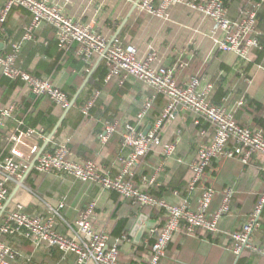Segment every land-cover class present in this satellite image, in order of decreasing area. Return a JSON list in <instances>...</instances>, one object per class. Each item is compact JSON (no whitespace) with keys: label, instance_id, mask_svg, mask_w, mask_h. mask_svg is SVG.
<instances>
[{"label":"crops","instance_id":"crops-1","mask_svg":"<svg viewBox=\"0 0 264 264\" xmlns=\"http://www.w3.org/2000/svg\"><path fill=\"white\" fill-rule=\"evenodd\" d=\"M204 1L207 0L174 2L169 5L165 15L158 16L141 11L135 6L137 0L135 3L126 0H54L64 13L73 19L91 24L109 43L115 39L126 45H134L140 59L154 54L153 66L156 68L176 67V81L180 85H184L194 76L209 82L219 75L226 76L227 88L232 86L231 81L229 82L232 76L240 81L238 84L241 86L245 79L247 87L237 106L230 103L226 107L239 123L252 127L255 125L253 120L256 114L243 110L245 104L240 106V103L248 96L264 104V82L260 80L259 74L256 75L259 66L264 65V62L256 64L244 79L239 76L241 68L248 62H254L256 55L249 61H242L233 53L219 51L218 44L224 33L217 28L214 20L190 5ZM222 1L231 19H238L240 11L251 8L252 2L261 3L258 13L264 8V0H231L227 5ZM153 2L159 7L163 0ZM3 5L4 0H0V11ZM30 23L31 14L27 10L14 8L5 24H0V41L4 44V49L0 51L8 52L10 44L22 43L18 66L35 77L50 80L69 98L70 94H75L82 86L100 56L94 57L92 65H89L78 57L77 45L60 48L54 29L47 24L37 31L33 40L23 42V36ZM256 32L259 39L264 41V29L258 24ZM102 63L104 64V60L100 65ZM224 69L231 71L227 74ZM87 87L84 91H87ZM90 92L85 96L82 107H74L69 111L63 127L61 126V134L50 142L49 149L47 147L45 152L51 150L54 142L61 141L68 147L70 160L81 163L93 161L102 171L116 177L123 166V159L128 155V150L122 145L124 127L129 123L136 124L144 102L153 96V91L132 77L121 86L104 81L100 90ZM96 93L99 95L93 108L88 115L83 114L81 109ZM166 102L161 95L154 99L152 108L143 122L144 131L150 129L165 108ZM12 104L17 105L18 110L1 129L0 164L10 155V136L20 129L23 118L34 117L38 112H51L58 122L65 111L49 98L33 95L23 82L11 81L0 74V107ZM196 120L198 117L193 113L179 110L175 118L165 124L160 136L163 144L176 143L174 155L165 158L162 146L153 147L137 165L133 183L156 197L175 205L187 204L192 209L197 208L203 190L212 188L216 196L211 211L220 206L226 189L232 188L234 196L236 194L235 200L233 197V206L236 205L240 210L246 205L249 208L245 214L237 216L234 220L219 223L221 226L217 234L197 231L194 235L185 236L179 233L168 247L161 264H239L240 261L241 264H264V210L260 226L252 236L255 250H245L240 255H235L231 239L232 233L241 230L249 221L260 196L264 193V156L255 155L247 167L237 159L213 162L198 186L193 191L190 190V166L196 159L201 131H206L209 139L213 136L210 127L198 129ZM107 122L118 123V128L111 140L103 145L100 137ZM48 135L40 140L41 146ZM28 179L31 186L25 183ZM25 182L19 189L17 183L8 184L9 197L16 191L10 202L14 205L11 210L16 204H21L30 215L46 216L51 209L57 210L63 205L60 209L61 217L56 219V229L60 233L70 235V228L78 216L88 205L94 203L96 209L92 219L93 227L99 233L121 240L120 264H147L154 239L150 229H161L165 225L166 217L163 211L139 207L123 200L117 193L103 189L97 183L81 182L58 173L46 174L35 170L27 176ZM231 183L235 185L232 186ZM9 205L4 207L2 214L9 211ZM3 215L0 216V223ZM140 217L146 219L143 223L145 231L137 244L131 237V232ZM124 219L129 220L126 228L128 234H118L117 224ZM0 239L16 252L13 264L76 262V256L72 254L65 255L57 248L38 247L32 241L21 237L3 236ZM87 264L94 263L89 261Z\"/></svg>","mask_w":264,"mask_h":264},{"label":"built area","instance_id":"built-area-1","mask_svg":"<svg viewBox=\"0 0 264 264\" xmlns=\"http://www.w3.org/2000/svg\"><path fill=\"white\" fill-rule=\"evenodd\" d=\"M135 3L136 0H126ZM182 0H163L159 7L153 0H142L138 5L141 11L162 16L170 4ZM253 1V0H248ZM207 17L214 20L219 30L224 33L218 44L219 51L233 53L242 61H249L255 49H263L256 32L258 10L261 3L252 2L251 8L240 11L238 19L228 16V9L222 0H207L200 4H190ZM20 7L31 14V23L26 28L23 42L34 39L35 34L43 25L51 26L55 31L60 48L77 45V55L84 62L92 65L94 57L104 56L106 69L105 83L123 85L130 78H137L153 90V96L147 99L138 116L136 124H126L122 133V145L128 150L123 159V166L116 177L102 171L93 161L84 163L69 159L68 147L61 141L54 142L51 150L44 152L35 164L34 169L40 173H58L72 177L81 182L99 184L103 189L117 193L123 200L130 201L139 207L155 208L165 213L166 222L161 229H150L154 243L147 264H161L168 247L179 233L185 236L194 235L197 231L208 234L219 232V223L231 211L234 191L227 188L220 206L211 211L216 192L212 188L203 190L196 209L187 204L175 205L168 200L156 197L133 183L135 169L141 159L156 146L163 147L165 158L172 157L176 143L163 144L161 132L170 120L174 119L179 110L193 113L210 124L212 138L206 131H201L195 161L190 170L192 179L189 189L194 190L202 181L206 170L213 162L237 159L243 165L250 163L255 155L264 156V130L253 129L240 125L234 114L226 106H214L208 98L213 84L201 77H191L184 85L176 81V67H154V54L146 59L138 58V50L134 45H126L115 41L110 48L108 40L97 32L91 24L73 19L55 4L54 0H4L0 11V24H5L10 12ZM5 34V33H4ZM22 43L9 45L8 52L0 51V73L11 81L25 83L31 92L39 97H47L64 110L69 106L68 96L57 88L50 80L38 78L18 66ZM259 69L264 71V65ZM96 93L81 109L88 115L93 108ZM163 96L167 102L161 114L149 130L144 131L143 122L147 118L154 99ZM245 101H241L243 106ZM18 106L12 104L0 107V130L5 123L14 117ZM118 123L107 122L100 137L103 145L107 144L116 133ZM36 130L18 129L10 136V155L0 164V238L3 236L21 237L32 241L36 246L57 248L65 255L76 256L74 264H120V239H112L109 235L97 232L92 224L95 204L92 203L78 216L70 228L71 234L60 233L56 229V219L61 217L60 209H51L49 215L35 216L25 211L21 204L2 214L9 197V183L19 184L24 166H29L40 150V136ZM264 210V193L253 210L251 217L242 229L232 233L233 251L240 255L245 250H255L252 236L260 226V218ZM264 252V251H263ZM16 252L0 239V264H13Z\"/></svg>","mask_w":264,"mask_h":264},{"label":"trees","instance_id":"trees-1","mask_svg":"<svg viewBox=\"0 0 264 264\" xmlns=\"http://www.w3.org/2000/svg\"><path fill=\"white\" fill-rule=\"evenodd\" d=\"M229 1H231V0H224L226 5L229 4ZM257 24L260 26L261 29H264V8H262L258 13ZM260 41H261L262 45L264 46V41H262V40H260ZM5 52H7V51H5ZM253 55H256V59L254 60V62L253 61L248 62L244 67L241 68L239 76H241L242 78L249 76L247 73H249L256 64L259 65V64H262L264 62V47H263V49L253 50L252 53L250 54V57H249L250 60H251V58H253ZM224 70L226 71L227 74L230 73V71H231L230 69H224ZM1 76L4 77L2 74H1ZM105 77H106V70H105L104 64L102 63L98 67V69L96 70L93 77L91 78L89 86L87 87V91L85 90L82 93V95L80 96V98L78 99V101L75 105L76 108L83 106V104L85 103L84 102L85 96L87 95L88 92L91 93L90 91L100 90L102 88V85L104 84V81H105ZM4 78H6V77H4ZM189 80H190V78L188 79V81ZM211 83L213 84V90H212V92L208 98V101L214 106H228L230 104L229 99H230L231 90L226 87L227 77L223 76V75L222 76L219 75ZM151 91H153V90L151 89ZM73 94L69 95V100H71ZM37 97H39V96H37ZM244 101H245V105H244V107H242V109L243 110L245 109V111H247V112H253L254 115L256 114L254 116V120H253V122L255 123V125H252L253 129L259 130V128H264V118H263L264 117V104L254 100L248 96L244 97ZM199 120H200L199 124L196 125V127L198 129L210 127V124L207 121H205L204 119L199 118ZM21 122H22V124L20 126L21 130H26V129L32 128V129L36 130L42 136H46L54 128L55 124L57 123V119L52 117L51 112H47V113L38 112L34 117H30V118H26V119L23 118L21 120ZM239 124L242 126H247V125H244L241 123H239ZM62 127H60V129L56 133L54 140H56L59 137V135L61 134ZM201 127H203V128H201ZM142 128H144V127H142ZM0 132H1V130H0ZM48 149H49V147H48ZM247 165H249V164H247ZM27 168H28V166L23 167L24 170H26ZM34 171H35V169H33L32 172H34ZM25 183H26V185L31 186L29 179ZM12 205L13 204L9 205L8 210H11ZM128 223H129L128 219L120 220L118 222L117 227H116L118 229V232H119L118 234L127 233L126 228L128 226ZM154 240L155 239H152V244L154 243ZM239 264H241V261L239 262Z\"/></svg>","mask_w":264,"mask_h":264},{"label":"water","instance_id":"water-1","mask_svg":"<svg viewBox=\"0 0 264 264\" xmlns=\"http://www.w3.org/2000/svg\"><path fill=\"white\" fill-rule=\"evenodd\" d=\"M141 0H137V2L135 3V6L137 7L139 5ZM115 39H113L110 43L108 48H110V46L114 43ZM4 49V44L0 41V50ZM103 57L104 56H100L99 61L97 62V64L93 67V69L89 72L87 78L85 79L84 83L82 84V86L78 89V91L74 94V96L72 97V99L69 102V106L65 109L63 115L60 117V119L58 120V122L56 123V125L54 126L53 130L51 131V133L47 136L46 140L44 141L43 145L40 147L39 152L37 153L36 157L33 159V161L30 163V165L28 166V169L26 170V173L24 174L23 178L21 179V182L18 186V189L20 188V185H23L27 176L33 171L36 162L38 161V159L40 158V156L45 152V150L47 149L48 145L50 144V142L54 139L56 133L58 132V130L60 129V127L62 126L67 114L69 113V111L75 107L78 99L80 98L82 92L84 91V89L87 87L88 83L90 82L91 78L93 77V75L95 74L96 70L98 69L100 63L103 61ZM16 191L14 193H12V195L9 197L6 206H8L10 204V202L12 201L14 195H15ZM5 206V208H6ZM146 221V219L144 217H140V219L138 220V222L136 223V225L134 226L132 232H131V237H133L135 239V243H139L142 239V236L144 234L145 231V227L143 226V223Z\"/></svg>","mask_w":264,"mask_h":264},{"label":"rangeland","instance_id":"rangeland-1","mask_svg":"<svg viewBox=\"0 0 264 264\" xmlns=\"http://www.w3.org/2000/svg\"><path fill=\"white\" fill-rule=\"evenodd\" d=\"M257 74H259L261 76L260 80L264 82V71L259 69V70H257L256 75ZM230 81L232 83V86L229 88L231 90L229 103H231L232 105L237 106L238 101L244 95V91H245L247 85H246V83H244V81H245V79H244L243 80V86H241V84H238V83H240V81L235 80V78L233 76L229 79V82ZM247 84H248V82H247ZM245 167H247V166H245ZM237 168H239V167L237 166ZM241 168L244 169L242 166H241ZM231 185L233 186V185H235V183H231ZM236 188H237V186H236ZM236 193H237V189H236ZM240 195H242L241 192H240ZM235 196H236V194H235ZM235 196H234V200H235ZM248 208H249V206L246 205V206L243 207V209L240 210L238 207H236V205L233 206V204H232L231 212L228 215H226L225 217H223L221 219L220 223H223L224 221H230V220L232 221V220H234L237 216L245 214V212L248 210ZM220 226H221V224L219 225V227Z\"/></svg>","mask_w":264,"mask_h":264}]
</instances>
